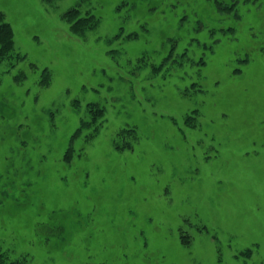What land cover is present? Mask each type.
<instances>
[{
    "label": "rangeland",
    "instance_id": "374dc122",
    "mask_svg": "<svg viewBox=\"0 0 264 264\" xmlns=\"http://www.w3.org/2000/svg\"><path fill=\"white\" fill-rule=\"evenodd\" d=\"M255 3L0 0L24 56L0 65V250L26 264H264ZM76 6L100 20L83 36L62 18ZM93 102L99 132L67 163Z\"/></svg>",
    "mask_w": 264,
    "mask_h": 264
},
{
    "label": "trees",
    "instance_id": "16d2710c",
    "mask_svg": "<svg viewBox=\"0 0 264 264\" xmlns=\"http://www.w3.org/2000/svg\"><path fill=\"white\" fill-rule=\"evenodd\" d=\"M47 3H52L55 0H44ZM214 3L216 4V7L218 8V11H221L223 13H231L235 11L236 6L238 5L239 1L240 4H248L251 3V0H213ZM259 0H257L258 3ZM252 3H255V0H252ZM262 4V1L258 3V7ZM62 18L65 19L70 23V29L71 32L83 36L85 35L86 32L89 30L95 29L99 25V19L98 17L92 13L90 10L86 12H82L80 6L72 7L65 11L62 14ZM228 30H231V28H228ZM131 39H135L138 37L137 33H129ZM176 48V43L172 45L170 51L168 52V57L171 56V54L175 51ZM187 51H184L182 56L187 55ZM13 57H17L18 59L23 58L19 52H16L15 50V33L14 29L11 25L10 22L6 20L5 14L3 12H0V65L3 64L4 62L11 60ZM141 60L146 59L145 57L140 58ZM248 59V58H247ZM189 60V58H187ZM145 61V60H144ZM206 62L205 58L201 57L199 60L200 64H204ZM145 63V62H143ZM12 66L14 63L10 62ZM141 65V63H139ZM163 66V63L160 64ZM157 68V71L161 69ZM156 71V72H157ZM25 74L23 72L19 73L17 75L16 79L18 81H22L25 78ZM42 80H41V85L43 86H48L51 83V77L52 73L51 70L48 68H45L43 70V75H42ZM88 111L90 112V117L89 119H82L80 126L76 129V131L73 133L72 139H71V144L67 148L64 159L66 162L72 163L73 158L76 154V152L79 154L80 151H76L75 145L73 146L74 141L83 133L84 130H86L88 127L92 129V132L87 135V139H91L95 137L98 132L99 128L101 126V122L104 116V107L99 106L98 103H89L88 104ZM132 134L135 136V129L131 128L128 130H123L118 134V137L120 135H126V134ZM134 139V138H133ZM132 139V140H133ZM131 142H127L125 145L127 147H132L130 144ZM184 242L189 245V240H185ZM27 259L26 258H20V259H11L10 255L8 254V251H2L0 250V264H26Z\"/></svg>",
    "mask_w": 264,
    "mask_h": 264
}]
</instances>
